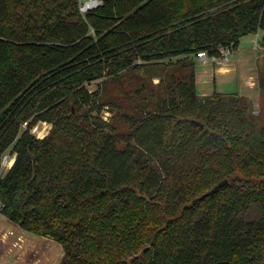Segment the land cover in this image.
<instances>
[{
	"label": "trees",
	"instance_id": "16d2710c",
	"mask_svg": "<svg viewBox=\"0 0 264 264\" xmlns=\"http://www.w3.org/2000/svg\"><path fill=\"white\" fill-rule=\"evenodd\" d=\"M260 31L264 47V0H106L86 18L76 0H0L1 213L60 264H264V125L243 99L200 98L191 60ZM175 67L136 92L127 132L86 87Z\"/></svg>",
	"mask_w": 264,
	"mask_h": 264
},
{
	"label": "rangeland",
	"instance_id": "374dc122",
	"mask_svg": "<svg viewBox=\"0 0 264 264\" xmlns=\"http://www.w3.org/2000/svg\"><path fill=\"white\" fill-rule=\"evenodd\" d=\"M261 38L262 31L257 35L243 37L238 48L232 51L229 64L224 67L204 63L197 57L191 59L194 63L196 92L200 98L216 93L228 99L233 96L235 99H243L246 114L255 117L259 126L264 125V92L259 88L260 80L264 79V47L261 46ZM180 59H173V64ZM177 70V67L128 70L114 77H101L86 87L90 92L99 90L100 101L121 105L120 111L103 107L99 116L107 123H114L119 131L127 132L128 123L122 114H135L137 106L145 104L143 98L150 96L146 91L140 94L136 92H140L142 86H157L159 78L155 75L165 76L167 81L170 72ZM42 128L45 126L40 125ZM47 128L49 131L46 137L52 130L49 124ZM246 216L250 217V212ZM63 258L64 251L57 241L25 232L0 212V264H60Z\"/></svg>",
	"mask_w": 264,
	"mask_h": 264
},
{
	"label": "built area",
	"instance_id": "2783aa9c",
	"mask_svg": "<svg viewBox=\"0 0 264 264\" xmlns=\"http://www.w3.org/2000/svg\"><path fill=\"white\" fill-rule=\"evenodd\" d=\"M78 6V12L82 18H86V16L102 7L106 0H76ZM232 55V51L228 48H220L218 56H209L206 52H200L197 54V58L204 63H212L217 64L219 67H224L229 64L230 57ZM40 125L45 126V128L40 129ZM47 122L39 121L35 123L32 127H30V122H24L21 126V129L26 131L28 130L31 135H33L36 139H44L47 136V132L49 128H47ZM48 129V130H47ZM16 155L12 154V152H6L3 157L1 158L0 164V176L2 177L3 174L13 166L15 162ZM4 209V203L0 198V212Z\"/></svg>",
	"mask_w": 264,
	"mask_h": 264
},
{
	"label": "crops",
	"instance_id": "0c3cea01",
	"mask_svg": "<svg viewBox=\"0 0 264 264\" xmlns=\"http://www.w3.org/2000/svg\"><path fill=\"white\" fill-rule=\"evenodd\" d=\"M18 226V225H17ZM26 232V231H25ZM29 233V232H28ZM18 240H21L20 238H18ZM22 241V240H21ZM62 247V246H61ZM63 249V248H62Z\"/></svg>",
	"mask_w": 264,
	"mask_h": 264
}]
</instances>
